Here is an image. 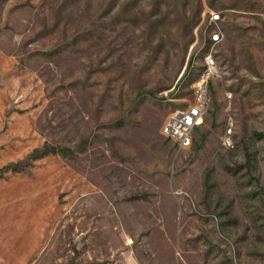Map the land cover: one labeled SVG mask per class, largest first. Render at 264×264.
Segmentation results:
<instances>
[{
    "label": "rangeland",
    "instance_id": "obj_1",
    "mask_svg": "<svg viewBox=\"0 0 264 264\" xmlns=\"http://www.w3.org/2000/svg\"><path fill=\"white\" fill-rule=\"evenodd\" d=\"M0 264H264V0H0Z\"/></svg>",
    "mask_w": 264,
    "mask_h": 264
},
{
    "label": "built area",
    "instance_id": "obj_2",
    "mask_svg": "<svg viewBox=\"0 0 264 264\" xmlns=\"http://www.w3.org/2000/svg\"><path fill=\"white\" fill-rule=\"evenodd\" d=\"M210 26L213 31L210 35V46L221 44L223 41L222 32L217 27L221 16L211 13ZM207 67L198 83L195 84V103L187 109L175 112L163 127L161 134L168 140L176 143L180 148H190L193 143V135L204 120L207 106L209 104L208 84L217 75V66L211 53L205 57ZM224 145L232 146L229 133L224 139Z\"/></svg>",
    "mask_w": 264,
    "mask_h": 264
}]
</instances>
